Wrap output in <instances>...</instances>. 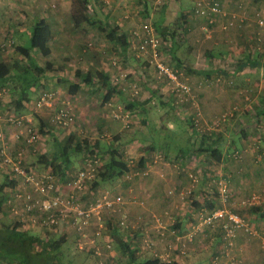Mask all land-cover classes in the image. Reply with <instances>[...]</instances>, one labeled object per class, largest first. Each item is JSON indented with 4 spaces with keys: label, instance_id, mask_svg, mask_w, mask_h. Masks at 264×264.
Instances as JSON below:
<instances>
[{
    "label": "rangeland",
    "instance_id": "obj_1",
    "mask_svg": "<svg viewBox=\"0 0 264 264\" xmlns=\"http://www.w3.org/2000/svg\"><path fill=\"white\" fill-rule=\"evenodd\" d=\"M72 1L73 5L69 9L70 16L68 19L66 17H63L64 20L60 25V27H62L61 29L63 31V35L61 36L59 34V38L51 42V47L54 52L52 54V59L55 63V66L54 68H52V70L45 71L41 79H38L36 85L33 86L34 88L31 86L32 88L30 90L34 93L31 98L34 100L35 104L40 95V92L43 90L54 91L57 97L56 103L53 107H46L42 109L35 107L36 110L32 109V106L33 108L34 106H36L32 103L27 111L22 110L18 112L20 114L19 116H24V112L29 114V119L26 120L24 125L32 128L33 132H35L36 140L34 142H28L27 138L30 135H28L27 131H24V134H21V129L14 123H12L7 115V113L11 111H18L16 109L15 102L21 96L18 90L23 87L24 82H10L9 88L6 87L2 91V98L8 97L9 101L7 102V105H10L11 107L10 109L8 106L5 107L6 111L0 114L2 116V128L0 129V146L1 148H4L6 158L11 159V161L9 165H5L7 166L5 168L2 165V158H4V156H2V154L0 153V186H5V188L3 189L4 194L2 193L3 197L2 195H0V199L5 198L6 201L7 194L5 190L7 187H11L10 185L13 184L12 181L15 180V177L11 172V166L13 165V162L16 161L15 159L17 158V156H19V154L23 156L26 166L32 167L39 173H44L52 170V167L46 163L47 159L54 155L60 154L65 146H69L71 165L67 172V178L61 179L59 175L54 174L58 181H61L60 184L65 185L67 181L69 182L73 180L80 171L86 170L87 168H92L93 170L91 171V173H95V177H97L100 166H102L108 160L107 152L109 151V149L111 147L119 146L120 149L125 152V158L126 160H128V164L131 170L130 174L112 182H103L95 189H92L93 184L97 180L94 177L93 179H90L86 182L84 189L79 191V194L83 196V205L85 207L89 206L90 202L96 201V199L102 195H107L109 197H107L108 203L113 204L111 207L107 206L103 210L101 216L97 211L99 209H97L96 211H94V215L96 216L93 215L94 217L89 220L91 226L97 224V222H103L101 224V227L99 226L98 228H92V230H89V234L91 238H93L95 235L98 241L106 242L110 240L111 232L109 231L110 229L106 224L108 218L105 212L111 211L112 213L119 214L120 220L122 219L120 211L125 200L123 199L124 196H122L120 193H117V191L115 190L124 187L127 182L133 179H138L140 177V175L137 174L136 171L141 169L139 167L140 165L138 166L141 157L145 156L149 161L150 157H152L153 155L154 164L155 161L156 163H160V161L161 163H164L169 160L166 156L164 157V155L162 157H159L161 155L159 153H155L156 151H152L151 153L145 152V145L149 143V141H151V143H155L157 141L158 143L159 141L163 142L165 140L166 142H168L169 147L167 148L169 149L171 147L172 149L177 148V150L185 148L188 145V138L190 135L189 133L187 136H184V131H186L187 133V130H184L186 127L197 128V131L200 133L204 130H207L208 132H210L211 130H224L225 128H227V130H230V124H234L232 130H241V132L244 130H264V111H261L264 110V81L262 80L263 75L261 74V72H258L250 76L249 84L246 83V88L249 95H252L253 98H257L255 102H252L253 104L251 103V109L253 111L251 114H249L248 118L243 114L239 116L241 117V119L237 117L238 119L226 120L221 117L212 118L211 120L207 119L204 121L201 116V110L199 109V95L198 93H195V90L192 93L196 102L195 104L193 100H189L190 102L181 104L179 107L174 109L169 105L161 106L159 103H153L149 101V98L151 96L150 92L155 91V96L157 97L155 98L156 102L159 101L158 96L162 98L163 101H166L168 100L170 90L176 84V80H171L170 83L159 81L153 75L155 73V68L153 66H146V64L142 61L141 63H139V60L136 58L135 60H131L130 63L128 62L127 64H125L122 56L118 54L119 51L115 49L112 41L107 39L106 34L102 32L97 26L90 25L87 20L88 17L105 20V15L108 14V22L112 24H119L121 26V29L119 30L120 32L122 28H124L127 30H132V33L134 35H137L135 34V31L138 30L139 35H137V41H140V37L144 36V32L146 30H150L152 34L157 33L156 29L152 28V24H154V21L158 16V12L160 6L162 5V2L159 0H149V4L147 7L149 14L146 15L143 11L144 0H90V3L88 5L84 4L85 2L83 0ZM174 1L177 4L180 3L179 1H183L184 3H187L189 8H193L192 0ZM221 1L224 3L226 2V4L231 3V1L234 2V0ZM253 4V8L252 6H245L244 4L241 9L247 10L248 13L252 16L257 11H261V13L264 12V1L261 5H257L256 2H254ZM51 6L52 4L49 3V11L54 10ZM32 9L36 11L38 10V8ZM187 9L188 8H186V10ZM179 15L180 11L178 8L174 10L172 9L170 15L171 17H167L168 23L169 21H171V25L174 26V22L177 20V16ZM75 18L78 19L79 23H75ZM124 18L126 19V21H124ZM188 18L189 20L191 19L196 23V29H193L192 31V28H190V25L188 23V33H186L185 41L183 42L179 39V41L183 43L179 42L181 48L178 50V54L183 60L185 59V61H188L189 57H192L193 49L189 50V48L190 46L192 47L193 42L195 41L196 43H198V40H204L200 45L201 58L198 59V56L194 58L196 66L195 68L202 69L205 63L209 62V57L205 52L216 49L220 44L216 45L215 42H221V40L224 39L221 36L217 35V33L220 32V28H216V31H212L213 29L211 28L212 30L210 29L206 33L201 28V21L197 20V18L194 16ZM36 19V17L33 18L34 23ZM0 25L1 27H3L0 28L1 35L2 33L7 32L6 28L8 27H6L5 23H0ZM33 25L34 24L30 22L25 26H21L22 28H19L20 25H13V30L10 28V31L12 30V34L14 37L13 40L16 44L30 46V34L33 30ZM54 25H57L54 31L56 32L57 28L59 29V25L58 23H55ZM242 30L247 31L248 34H250V38H245L244 40L238 39V41L240 42L239 46H242L243 48H245L246 46V48L248 49L250 48V46H260L261 49H264V32H262L263 30H261L257 26V23L254 21V19L248 20L241 29L233 28L228 31L223 30V33L239 34L240 32H242ZM191 32H193V34H191ZM7 35V38L9 39L8 44L12 45V42L10 40L12 38H10V32H7ZM234 36L235 38L238 37V35ZM145 38L146 36H144V39ZM234 42L235 40L227 41L223 45L228 47V44L231 45L234 44ZM89 43L93 44L91 49H89ZM3 45L5 44L3 43ZM261 49L259 50V53L258 51L256 52V57H258V54L261 55V53L264 52ZM33 53L38 55L39 51L35 50L33 51ZM134 53L135 55L141 56L139 55L138 48L134 50ZM132 54L131 56L133 58L134 54ZM114 56L118 57V63L114 61ZM225 58L226 57L220 58L217 63L225 64V66H227V70L228 68L235 69L234 67L237 63L236 58L234 59L233 57L231 61H226ZM7 59L10 62H14V60L12 61V57L10 56H7ZM80 68L85 71L93 70L107 73L110 72V83L113 86H116L117 89L122 90L123 88H126V90H122L124 92V98L121 100L117 99V101L112 100L108 103L104 102L103 97L109 87L102 85L103 88L99 91L97 90L99 84L92 86L83 84L77 94H71V92L69 91L70 84L78 81V78L76 77V70ZM178 72L179 76H177L181 80L179 82H187L189 85L194 86L193 83H191L190 79H198L197 74H193L182 69H178ZM221 77L222 80H229L230 78L223 74H218L213 75L211 78L212 80H210V78H206V80L209 83H212V81L216 82L218 78ZM223 81L227 82L226 80ZM223 81L217 82L223 83ZM15 83L16 86L14 85ZM226 85L228 84H224V86ZM14 86L17 88L13 89ZM116 97L119 98L118 96ZM67 104L73 108L75 120L68 126L54 125L52 123L54 114H56L62 107L66 106ZM186 107H189V110H191L192 112L197 113L198 117L194 118V126L187 124L188 122L185 120H181V117H185L186 115ZM117 108H120L122 112ZM238 108L240 107H236V109ZM114 110H119L122 114H124V117H127L126 120L123 121L116 119L114 117ZM12 115L16 116L17 114ZM24 130H26V127H24ZM155 130H180L179 133L182 134V136L178 137L166 133V136L164 137L161 134H157ZM84 139H88L90 141L91 146L95 148L97 153L92 155L86 149L82 152L75 151L77 147L79 148L83 146ZM131 140H135L139 144L138 149H135L133 151L131 147L127 145L130 144V142L128 141ZM157 143L155 144L157 145ZM162 146H159V148L162 149ZM52 172L54 171L52 170ZM171 189L174 191L172 195L174 193H179L180 196L188 195L182 194V191H185V189L180 190L182 189V186L178 188L172 187ZM185 199V201L190 200L191 196L189 195ZM246 199L248 198H245L244 200ZM2 208L5 210L6 208H8L9 213H11L10 207L7 206V204L3 205ZM99 211H101V209ZM155 216L160 217L161 220H163V217L161 215ZM200 218L201 216H198L196 221L193 222L196 226V232L200 231V228L197 226L198 224L200 225ZM6 220L7 219L3 218V216L0 217V221L3 223H6ZM14 220L17 221L16 218ZM161 224L165 226L163 223ZM25 227L27 228V226H24V228ZM53 227L54 226L52 224H48L42 228L39 225H35V227L31 228L29 232L32 235L45 237L46 239L51 238L58 241L63 237V233H61L62 231L59 232V230H61L63 227H60L59 229H53ZM157 227L160 226L157 225ZM152 228L153 230H151L150 232L145 231V235L149 236H145L144 239L147 242L149 241V239L153 238L157 243L155 242L156 244H153L151 247L148 246V248H142L141 246L142 252L140 253V255H137L138 261H143L148 258L162 260L156 256V251H169L171 258H178V256H180V259L187 260L192 256L206 250L202 247L203 250L198 251V245H196V249L188 248L186 253H181L179 251V247L176 250L174 248L169 249L168 244H177L176 237L175 239L172 238L174 237V234L177 233L175 230H173V228H175V225H171L169 228L166 227L163 229L164 232H166L165 234H167L168 236L167 239L163 238L164 236L161 235L160 231H157V228ZM96 229H100V232L97 233L98 231H96ZM73 230H75L74 227ZM242 230L248 233L246 229ZM2 234L3 233L0 232V241ZM237 234L238 232L236 233V236ZM223 235L224 234H222V236ZM136 239L137 235L135 234L132 236V241L135 243ZM228 241L226 242L227 246L226 250L223 251L224 253L220 252L217 253L218 255L216 256L213 255V257L210 261H208L207 264H212L213 260H221L222 264H226L228 261V257H226L224 254L227 251H229L233 256L240 258L238 251H236L235 249V240L233 239L231 240V242ZM139 242L140 241H138L137 243ZM62 244L63 246L61 247V251L56 253V257L50 256L49 254L37 255L35 253V255H33L32 257L33 264H45V261L46 264H48V261L50 260H52L50 262H53V264H101L99 258L96 255L79 249L77 238L74 235H71L66 243ZM178 246H180V244H178ZM115 251L117 252V254L114 253V256H117V262H115V264H133V262H131L130 256L128 254L126 256V254L121 251L118 242L116 243ZM210 254H212L211 250L210 252H207V256H209ZM21 261H23V264H32V261H29L27 255L25 254L21 256ZM2 264L6 263L3 262ZM8 264H19V259L14 258L13 261ZM105 264L113 263L107 262Z\"/></svg>",
    "mask_w": 264,
    "mask_h": 264
},
{
    "label": "crops",
    "instance_id": "obj_2",
    "mask_svg": "<svg viewBox=\"0 0 264 264\" xmlns=\"http://www.w3.org/2000/svg\"><path fill=\"white\" fill-rule=\"evenodd\" d=\"M263 1L234 0V2L231 1V3H222L225 12L229 15L237 14L239 17H245L247 21L254 19L257 23L255 15L252 16L247 10H242L241 8L244 4L245 6L248 5L253 8L254 2H256L257 5H261L263 4ZM49 3L52 4L51 7L54 10L49 11ZM180 3L177 4L174 1L171 2L168 7V18L171 17V10L178 8L181 12L185 11L184 14L187 17L194 16L201 22L205 20L201 17L195 16L194 13L191 12V8H188L187 10L184 9L185 3L183 1H180ZM72 5V0H0V23H5L6 27L9 28L6 29L7 32H10L11 34L10 38H12L10 40L13 41L12 45L8 44L9 39L7 38V32L0 35V60H5L10 64L12 62L7 59V56H10L12 57V61L17 60L24 64L28 62L16 52V46L20 44H16L13 40L12 28L13 25H20L19 28H22L21 26H25L30 22L35 24L33 21V18L35 17L37 19L45 18L52 27L53 38L50 41L51 47V42L58 39L59 34L61 36L63 35L62 27H60V25L64 20L63 17H66L67 19L69 18V9ZM32 8H38V10L36 11ZM187 11L190 12V14ZM185 21L189 23L192 31L193 29H196V23L191 19L189 20V18H185ZM247 21H245V23ZM55 23H58L59 25V29L57 28L56 31L58 34L54 32L57 26L54 25ZM204 27L205 26L201 24V28L203 29ZM0 28L3 27L0 25ZM10 28L12 29L11 31ZM216 28H220V32L217 33V35L224 39L221 40V42L216 41L215 44L220 45H218L216 49H212V52L216 56L218 55L216 57V62L222 57H226V61H231L234 57L238 63L240 60H245L246 55L250 53V51H255L256 55V50H249L246 46L245 48L239 46L240 42L238 39L244 40L245 38H250V34H248L247 31L242 30L239 34L223 33V29L218 23H216L212 28L213 30H211L216 31ZM224 31L228 30L224 29ZM123 32L127 33L128 40L131 41L132 44L126 52L127 57L125 58V56L122 55L123 52L119 46L116 45L115 49L119 51L118 54L122 56L123 60L127 59V62L125 63L127 64L133 60L131 54L133 53L135 55L134 50L138 48L140 41H137V37L132 33V30L126 29V31L124 30ZM205 32L207 33V31ZM191 34H193V32H191ZM234 35H238V37L235 38ZM233 40H235L234 44H228V47L223 45L225 42ZM203 41L198 40V43L194 41L192 44V60L194 64V58L197 56L198 59L201 58L200 45ZM3 43L5 45H3ZM51 50L53 54L52 47ZM261 50L264 51V49ZM205 53L207 54V52ZM263 53L264 52L261 54ZM33 55L36 57H34L35 59L40 61L39 54L36 55L33 53ZM114 57V61H116V58L118 59V57ZM216 62L214 63V66L207 62L202 69H214V71H216L218 70L216 67H221L227 70L225 64L217 63L216 65ZM237 63L234 67L235 69L228 68V71L231 72L232 75L229 80L223 79L227 82L220 80L222 79L221 77L218 78L217 81L220 80L221 82L223 81V83L217 81L209 83L206 80L207 75L205 74H199L197 77L198 79H190L195 87V93H198L199 95V109L201 110V116L204 121L221 117L226 120L241 119L239 116L243 114L248 118L249 114L252 113V102H255L257 98H253L252 95H249L246 83L249 84L250 76L258 72H261L263 75L262 80L264 81V54L260 59V65L256 67L247 66L242 70L236 71ZM216 74L218 75L217 72ZM224 84L228 85L224 86ZM14 85L16 86V83ZM15 86L13 89L17 88ZM5 88L6 87L3 89ZM30 90H28L30 99L29 101L24 102V111H27L32 103L35 105L34 100L31 98L34 93ZM1 98L2 96L0 97V114L6 111L5 107L8 106L9 109L11 107L10 105H7V102L9 101L8 97H3L2 100ZM117 99L120 98L115 97L113 101H117ZM238 106L240 108L236 109ZM32 109L36 110L35 106L34 108L32 106ZM189 111H191L189 110V107H186L185 113H188ZM12 114L20 115L18 111L14 110L7 113L8 118ZM23 114H25L24 116L26 119H29V114L25 112ZM1 121L2 116L0 115V129L2 128ZM233 125L234 124L229 125L231 127L230 130L225 128L224 130H211L210 132L204 130L201 132L208 136L207 143L204 146L208 149L207 151L197 152L195 155L191 154L186 157L182 155L183 151L178 152L177 148L171 149L169 151L171 154H169L168 157L172 159H169L164 163H161V161L160 163H156L155 161V164L152 161L149 162L145 167L146 171L143 175H140L138 179H133L127 182L124 187L115 190L117 193L124 196L123 199L125 201L123 202V209L121 208L120 213L122 218L126 216V214L128 215L126 219L128 227L118 223L120 220L119 214L108 211L105 212V214H107L108 218L106 224L110 229L109 231L112 233L113 228H110V222L115 220V223L118 224V229L120 226L123 228L119 229V239L124 243L126 242V238L133 242L132 236L136 234V241H140L138 243L139 246H142V248H148L149 242H152L153 244H156L157 242L153 238L146 242L144 237L149 235H145V231L150 232L153 230L152 227L157 228V231H164V228H169L171 225H175L176 229L173 228V230L177 233H175L172 238L175 239L176 236L180 237L183 241L182 243L187 244V249H196V245H198V251H202V247L206 250L192 256L190 259L182 260L179 258L180 256H178V258H174L173 261H178L183 264H207L213 255L216 256L218 255L217 253L220 252L224 253L223 251L226 250L227 240L223 237L224 235L222 236V234H224L220 224L222 219L218 220L214 225L205 224L203 221H205L206 217L213 211L224 209L225 211L236 212L249 222L250 231L247 233L243 230H239L234 239L235 249L238 251L241 258L240 264H264V201L253 203L251 205L242 204L245 198H249V196L254 193L264 196V130H244L241 132V130H232ZM155 131L157 134H161L164 137L166 136V133L178 137L182 136V134L179 133L180 130ZM188 134L189 132L186 133V131H184V136H187ZM127 145L131 147L133 151L139 148V144L136 141H132ZM213 149L219 154V159H216L212 155ZM156 150H158V148H156ZM174 159L179 162H175ZM194 174L196 176L195 183L192 184L191 176ZM180 186H182V189L180 190L191 188V193L187 196H180L179 193H174L173 195L170 194L172 187L178 188ZM225 189H227L230 195L228 199H225L224 197ZM182 194L185 193L182 191ZM189 195L191 196V199L185 201V198ZM4 210L5 209L0 212V217L3 216V218L7 219L6 224H11L15 221V218L9 213L8 208H6L5 211ZM155 215H161L163 217L162 223L165 226L155 222ZM198 216H202L200 218V224L202 223V226H199L198 224L197 226L200 228V231L196 232V226L193 222L196 221ZM157 225L160 227H157ZM24 229L28 228L23 227V230ZM30 229L31 228L28 230L30 231ZM59 232L63 233L65 243L71 235H74L77 238L75 230L70 226L63 227ZM210 250L212 251V254L207 256V252H210ZM114 253L117 254L116 251H114ZM114 261L117 262V256L115 259L108 262Z\"/></svg>",
    "mask_w": 264,
    "mask_h": 264
},
{
    "label": "trees",
    "instance_id": "obj_3",
    "mask_svg": "<svg viewBox=\"0 0 264 264\" xmlns=\"http://www.w3.org/2000/svg\"><path fill=\"white\" fill-rule=\"evenodd\" d=\"M86 4L88 5L90 3V0H83ZM162 2V5L160 6L158 16L156 20L154 21V24H152V28L156 29L157 33H154L158 40V47H157V53L159 56V60L162 61L163 64H165L169 69H171L176 76H179L178 69L186 70L187 72L193 73V74H205L207 75L206 78H210L212 80L213 75L218 74H223L227 77H230L232 74L228 70L221 68V67H216L218 70L214 71V69H198L195 68V64L192 60V57H189V60L186 62L185 59L183 60L181 56L178 54V50L181 48L180 43H183L185 41L186 33H188V22L185 21V18H188L185 16L184 12H181L180 10V15L177 16V20L174 22L175 25H171V21H167V13H168V7L171 4L172 1L174 0H159ZM193 1V8L191 9L194 13L195 16L201 17L205 20H203L202 24L205 26V30L209 31L211 28L214 27L216 23L220 24L222 29L224 30H229L231 28H242L243 25L245 24V17H239L237 15L236 17V24L234 26H230L227 28H224V25H227L228 20H230L233 16L229 15H198L195 13L196 9V1ZM210 1V0H209ZM220 3L222 2L221 0H217ZM260 1V0H259ZM175 2V1H174ZM180 2V1H179ZM148 4L149 0H144V5H143V11L144 14L148 15ZM181 4V3H180ZM223 4V3H222ZM224 7V5H223ZM189 8L187 3H185L184 9ZM244 10V9H242ZM188 12V11H187ZM190 14V12H188ZM261 13V11L255 12L253 15H255V18H257V15ZM177 14V12H176ZM108 14L105 15V20L104 19H95L92 17H88L87 22L92 25V26H97L102 32H104L107 36V39L112 41L114 47L117 45L120 47L122 50V55L127 57V50L128 48L132 45L131 41L128 40V35L126 32H123L126 29L122 28L121 32L119 31L121 29V26L119 24H112L108 22L107 20ZM225 18V19H223ZM176 19V18H175ZM223 19V20H220ZM124 20H126L124 18ZM75 23H79L78 19L75 18ZM257 26L258 22H257ZM260 28V27H259ZM261 30L264 31V29L260 28ZM136 32H139L136 30ZM52 27L50 24L47 22L45 18H38L35 21V24L33 25V30L30 35V46H24V45H17L16 46V52L19 53L23 58H25L26 61H28L26 64L22 63L21 61L15 60L12 63H8L5 60H0V91H3L4 87L9 88V82L13 81H23L24 85L23 87L19 90L20 91V98L16 100V109L19 111H22L25 108L24 102L29 101L30 99V94L28 90L31 89V86H35L36 82L38 79H41L43 76V73L47 70H52L54 68L55 63L52 59V50L50 47V41L52 40ZM145 35L150 36L152 32L150 30H146L144 32ZM179 36V37H178ZM137 37V35H136ZM178 38V39H177ZM179 39L183 42H180ZM13 43V41L11 40ZM180 42V43H179ZM92 43H89V49L92 47ZM192 47L190 46L189 50H191ZM248 49V48H247ZM39 51L40 55V61L38 59L34 58L33 51ZM249 50H256V52L260 50V46H255L249 48ZM208 57H209V63L210 65L214 66V63L217 61L216 56L212 50L207 52ZM189 55V54H188ZM262 54H258V57L255 55V51H250L246 55L245 60H240L237 63L236 66V71L242 70L247 66H258L260 65V59H261ZM124 58V57H123ZM138 59L137 61L141 63L146 64V66L151 67L153 66L155 68V73L153 74L155 78H157L159 81H165V82H171V78L167 74H162L160 73V69L157 66V61L154 59V55L151 54H146L145 56H133V60ZM255 58V59H254ZM117 63L119 60L116 58ZM125 63L127 62V59L124 60ZM256 62V63H255ZM258 63V64H257ZM217 65V62H216ZM215 72V73H214ZM177 80L181 81L180 78ZM76 77L78 78V81L70 84L69 91L71 94H77L79 90L81 89L82 85H96L99 84L97 90H102L103 86H108L107 92L104 94V102L108 103L113 100L114 97L118 96L121 99H123V94L124 90L126 88L117 89L116 86H113L110 82V74L107 72H101V71H93V70H83V69H77L76 70ZM214 78V77H213ZM209 80V81H210ZM222 80V79H220ZM219 80V81H220ZM180 83H187V82H180ZM187 85H189L187 83ZM191 88L190 93L187 92H178L177 90H174L172 88L169 92L168 100L163 101L162 98L158 96L159 101L156 102L157 98L155 96V91H151L149 101L153 103H159L161 106L169 105L171 108L176 109L179 107L181 104H185L186 102H190L189 100H193L195 103V100L190 97V94L193 93L194 86L189 85ZM190 97V98H189ZM118 109V108H117ZM147 111V110H146ZM263 111V110H261ZM187 113V112H186ZM185 113V114H186ZM198 117L196 112L189 111L185 117H181V120L187 121L189 125H195V120L194 118ZM183 118V119H182ZM176 119V118H175ZM178 119V117H177ZM74 120H75V114H74ZM200 120V117H199ZM184 130H187V132L190 133V136L188 138V145L185 148H181L178 150V152L183 151L184 156H189L191 154L195 155L197 152H203L207 151L204 146L207 143L208 136L205 135V133H200L198 132L197 128H185ZM191 130V131H189ZM133 141V140H131ZM128 141V142H131ZM135 141V140H134ZM156 141V140H155ZM154 141V142H155ZM157 143V141L155 142ZM155 143H147L145 145L144 151L147 153H151L152 151L155 153H159L162 157L166 156L167 159H172L169 156L171 152L169 150L172 149V147L169 149L168 142L165 140L163 142H158L157 145ZM163 145H161V144ZM160 144V145H158ZM159 146H162V149L159 148ZM69 146H65L63 151L58 154L54 155L52 157H49L47 159V164L52 167V170L56 175H59L61 179H66L68 175V170L71 165V157L69 153ZM158 148V150H156ZM88 150V152L92 155H94L96 152L95 148L91 146L90 141L88 139L83 140V146L82 147H77L75 151L77 152H82L84 150ZM169 149V150H168ZM2 150L4 148H1L0 146V153L2 154ZM108 154V160L99 168V173L98 176L95 177L97 180L92 186V189L96 188L97 186L101 185V183H106V182H112L117 179H121L124 176L130 174V166L128 164V160L125 158V152H123L120 147H111L109 151L107 152ZM212 155L216 158L219 159V154H217L216 150H212ZM3 156V155H2ZM153 155L150 157V160L148 161L147 157H141L139 160L138 166L141 168L138 171H136L137 174L143 175V173L146 171L145 167L148 165L149 162H153ZM153 159V160H152ZM175 160V159H174ZM3 161V158H2ZM178 160H175V162ZM179 162V161H178ZM5 168L9 164H2ZM12 172V170H11ZM59 173V174H58ZM195 174L191 176L192 179V184L195 183ZM11 187L16 183V181H12ZM191 184V185H192ZM5 186H0V195L2 193L4 194L3 189ZM191 189V188H188ZM3 197V195H2ZM5 202V198L0 199V210L2 211L3 204ZM2 208V209H1ZM120 221V220H119ZM111 226L110 228H113V231L111 233V237L109 242L113 246V251H115V246L116 243L120 245L121 251L123 253L127 254L131 258V262L133 264H183L178 261H171V262H163L162 260L158 259H145L143 261H138V256L142 252L141 246L135 241V243L131 242L129 239H125L126 242L124 243L120 238L119 234V229H123L121 226L118 229V224L115 223V220L110 222ZM119 223V222H118ZM21 223V221H14L11 224H6L0 221V232L3 234L1 235V241H0V264L3 262L8 264L13 261L14 258L19 259V264H23V261H21V256L23 254L27 255L28 260L32 261L33 255L35 253L37 255L39 254H49L50 256L56 257V253L61 251V247L63 246L62 243H65V240L62 237L60 240L56 241L54 239H46L45 237H39L36 235H32L28 229H24V225ZM126 227V226H125ZM78 234V233H76ZM103 242V241H102ZM82 251H87L89 253H93L94 251L92 249L90 250H85L81 249ZM94 254V253H93ZM17 256V257H15ZM116 258L115 256H109L108 259L105 260L104 264L107 263L108 261H112L113 259ZM52 259V258H49ZM52 261V260H50ZM48 261V264H53V262ZM116 261L111 262L115 264ZM109 263V262H108ZM31 264V263H30ZM33 264V261H32ZM46 264V261H45Z\"/></svg>",
    "mask_w": 264,
    "mask_h": 264
},
{
    "label": "built area",
    "instance_id": "obj_4",
    "mask_svg": "<svg viewBox=\"0 0 264 264\" xmlns=\"http://www.w3.org/2000/svg\"><path fill=\"white\" fill-rule=\"evenodd\" d=\"M196 9L195 13L198 15H227L223 7L222 2L220 3L217 0H195ZM237 14H233L232 18L228 20L227 25H224V28L234 26L236 24ZM257 22L260 28L264 29V12L257 15ZM205 30V27L203 28ZM206 31V30H205ZM139 32H135L138 34ZM144 36L146 38L144 39ZM140 37V43L138 46L139 55L145 56L146 54H153L154 59L157 61V66L160 69V73L167 74L171 80H176V84L173 87L174 90L178 92H187L190 93L191 88L185 83H180L177 80L176 74L169 69L165 64L162 63L158 58L157 47L158 40L154 34ZM2 91H0V97L2 96ZM190 97L194 99L193 94H190ZM57 97L54 91L52 90H43L37 101L36 108L42 109L46 107H53L56 103ZM120 110V108H118ZM119 110H114V117L118 120L125 121V115L122 114ZM9 120L18 126L21 131V134H24V131H27L30 135L27 140L32 143L36 140V134L33 132L32 128L24 125L26 120L25 116L11 115ZM74 121V111L71 106L68 104L62 107L52 118V123L57 126H68ZM26 127V130H24ZM2 155L4 156L2 164L10 163L11 159L6 158L5 150H2ZM11 166L12 173L15 177L16 183L12 187L6 188V201L5 204L10 207L12 215L18 220L21 221L24 226L27 228H34L35 225H39L41 228L52 224L54 228L59 229L60 227L73 226L76 230L78 247L85 250L92 249L94 255H96L101 264H104L105 260L109 256H114L113 246L109 241L102 242L98 241L97 238H91L89 230L101 227L103 222H97L91 226L89 220H91L95 214L94 211H98L100 216L102 215L103 210L108 206L111 207L113 204L108 203L107 195H102L96 199L94 202H90L89 206L85 207L83 205V196L79 194V191L84 189L85 184L88 180L95 177V173H91L92 168H87L86 170L80 171L73 180L67 181L65 185L60 184L61 181L55 177V173L52 170L49 172L39 173L34 170L32 167L25 165L24 158L21 154L17 156ZM55 174V175H54ZM174 191L171 190L170 194ZM185 194H190L191 189H185ZM229 193L227 189L224 190L225 199L229 198ZM109 198V197H108ZM264 201V197H261L257 193L249 196L248 199L243 200L242 204L251 205L253 203ZM94 215V216H93ZM98 217V215H97ZM128 215L124 216L119 223L121 225L128 227L126 223ZM202 217V216H201ZM155 222L160 224L162 220L160 217L155 216ZM222 219L221 227L224 232V236L228 242L236 238V233L239 230L246 229L250 231L249 222L233 211H225L224 209H218L210 213L205 221V224L214 225L218 220ZM30 225V226H29ZM202 226V223L199 225ZM72 227V228H73ZM100 232V229H96ZM163 238L167 239V234L164 231H160ZM95 234V233H94ZM166 235V236H165ZM177 244H168L169 249H178L181 253H185L187 249V244L182 243L180 237L176 236ZM180 244V246H178ZM152 242L148 243V246L151 247ZM228 257L226 264H240V258L233 256L229 251L224 254ZM156 256L164 262H171L174 258H171V255L168 252H157ZM212 264H222L221 260H213Z\"/></svg>",
    "mask_w": 264,
    "mask_h": 264
},
{
    "label": "clouds",
    "instance_id": "obj_5",
    "mask_svg": "<svg viewBox=\"0 0 264 264\" xmlns=\"http://www.w3.org/2000/svg\"><path fill=\"white\" fill-rule=\"evenodd\" d=\"M5 203V202H4ZM4 205V204H3Z\"/></svg>",
    "mask_w": 264,
    "mask_h": 264
}]
</instances>
